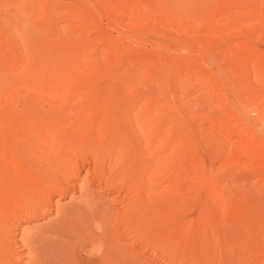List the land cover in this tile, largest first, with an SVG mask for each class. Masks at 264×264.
Segmentation results:
<instances>
[{"label": "rangeland", "instance_id": "obj_1", "mask_svg": "<svg viewBox=\"0 0 264 264\" xmlns=\"http://www.w3.org/2000/svg\"><path fill=\"white\" fill-rule=\"evenodd\" d=\"M134 81L154 85L163 116L170 115L168 107L174 110L172 131L182 137L176 149L187 142L189 150L183 160L175 150L169 154L174 162L145 176L144 181L151 186L153 179L157 188H144L146 208L134 215L126 208L132 195L102 185L103 179L92 181L95 172L85 163L76 180H57L59 175H54V182L71 188L82 186L88 171L90 190L112 210L93 222L94 232L104 241H80L70 264H264V0H0V168L11 175L20 169L3 143L20 137V128L28 124L41 126L39 110L60 116V111L81 106L114 109L118 99L90 98L86 87ZM131 92L119 97L126 109L141 100L132 99ZM9 106L11 110L1 111ZM136 108L129 111L131 117ZM127 122L128 126L120 124L124 132L130 126ZM112 124L106 119L101 129L107 132ZM150 132L145 133L149 141ZM161 140L158 144L163 146L158 147L163 151ZM35 148L29 160L37 155L42 161L44 151ZM92 149L86 141L71 147L67 151L71 166L93 157ZM82 198L76 193L50 201L56 211ZM7 205L0 220L9 249L0 263L29 264L26 233L56 216L30 221L32 206L20 205L17 211ZM127 213L130 222L122 220ZM205 213L213 220L211 216L218 214V224ZM213 225L221 228L218 237ZM39 235L46 234H33Z\"/></svg>", "mask_w": 264, "mask_h": 264}, {"label": "bare ground", "instance_id": "obj_2", "mask_svg": "<svg viewBox=\"0 0 264 264\" xmlns=\"http://www.w3.org/2000/svg\"><path fill=\"white\" fill-rule=\"evenodd\" d=\"M92 86L93 87H88V86L86 87L89 89L86 92L90 98L95 97L96 95L97 97L108 96L112 99L116 98L118 99V101L115 104L116 105L115 108L108 110L105 109L100 111L98 109L86 108L85 106H81L78 108L76 107L77 109L74 108L76 110L62 109L64 112L60 111V113L62 114L60 116L52 115L46 110H39L38 118L39 120H42L41 126L37 127V125L28 124L26 127L20 128L21 131L20 137H15L14 139L11 140L10 143H6L5 141H3L5 142L3 143L5 144L4 145L5 153H7L9 156L12 157L11 161L12 163H14L13 165L14 166L21 165V167L18 171L16 170L15 172H13L14 174L12 175L8 174L7 171H4L3 169L0 168V214H1L0 218H2V214L4 213L3 211L6 210L4 204L7 205L9 203H10V208L12 207L13 210H17V211H19V209L22 208L20 205L22 206L26 205V207L32 206V212L28 215V220L30 221H39L40 219L44 220L47 218V216L51 215L52 213H54L56 216V219L54 221L49 222L46 225L43 224L42 226H38L37 228L32 229L29 234L26 233L24 241L26 247L29 250V254L31 255L29 264H70V258L72 257V254L75 253L76 246L80 241L86 239H98V240L102 239V241H104L103 239L104 237H101L100 234L97 235L94 232L95 227L93 222L98 218H105L112 214V210L110 209L109 206L110 204L108 203L103 204L102 202L100 204L99 203L100 196L97 193H94L90 190L88 186V179H89L88 171L86 172L87 176L84 178L83 185L79 187L71 186V188H64L61 182L59 183L54 182L52 179V177L54 178V175L57 174L59 175L57 180L68 177H71L73 178V180H76L78 177L76 173H79L80 166L83 167V164L85 163L86 166L91 167L95 172V176L94 178H92V181L99 182V179H103L102 182L104 183L102 185L112 187L114 188V190L115 189H117L118 191L122 190L125 192V194L132 195L131 196L132 200L130 201L131 203L129 204V206L127 205L128 207L126 208L127 211L130 212V214L134 215L139 212L138 210L141 209L140 207L145 206L146 208V205H144L146 204L145 199L142 202V198H143L142 192L144 188L151 187L152 190L157 188V184L156 182L153 181V179L151 180V186H149V184L144 181L145 176H147V174H151L152 176L156 175L157 171H159L157 169L160 168V166L162 165L166 166L167 163L173 161V159L169 157V154H172L175 150H177L176 143L178 140H181L180 138H182L181 136H176V134H174L172 131L173 129H175V125H176V115L174 113V110H171L169 107L167 109V107L165 106V108L167 109L166 112L168 111V114L170 115L168 116L164 114L163 116V113H165V111H161L160 98L158 96L156 88L151 82L134 81L128 84H126L125 82H117L114 84H109V83H103L101 85L94 84ZM128 91H132L131 93H129L132 96V99L136 100L138 98L141 100L138 103L131 102L130 105L132 107L130 108L128 107V109H126L127 106L124 108V105H121L119 101V97L125 98V95L129 96ZM137 104H139L137 107L138 108L137 113H135L134 117H131L132 113L129 111L132 110L135 111L134 109L136 108ZM22 105H24V103L21 104L20 106L22 107ZM127 105L129 104L127 103ZM10 107L11 106L3 108L1 109V111L5 112ZM165 108L163 107V109ZM15 111L14 114L17 113L18 110L16 112ZM73 114L76 115L74 116L76 118L75 120H71V118L73 119ZM86 116L88 118H86ZM106 119L111 120L114 123L112 124V127L110 129H107V132L101 129V124L104 121H106ZM119 120L120 121L122 120L124 122L123 126L125 125L128 126L127 121H129L130 126H132L131 129L135 128V130L134 131L133 130L131 131V129L129 130L128 129L130 127L129 126L127 128L128 130L126 129V132L122 131V129L124 130L125 127L123 128V126L121 125L122 128H120V124L122 121L119 123L118 126ZM64 125H68V126L64 128L60 127ZM86 128L88 130H86ZM148 129H150L152 133ZM147 131H149L151 134V136L149 137L151 141L147 140L145 136V133H147ZM99 134H101L100 137H98ZM95 136H97L99 140H97ZM160 138L163 140H161ZM158 139L164 141L163 143L166 148V151H164L165 148L163 150L164 152L162 150H159L161 148H159L158 146L161 147V145L163 146V144L162 143L161 145L158 144L159 143ZM2 140H4V138ZM79 141H86L89 146L94 148L92 149L94 150L92 151L94 156L87 158L83 163L76 162L74 165L71 166L68 159L69 153L67 151L71 149V147L73 148L75 144H77ZM114 141L117 142L118 144L117 146L112 145ZM7 142H9V140H7ZM109 145H111L112 147H110ZM142 145H144V149L146 147L149 150L144 151ZM2 146L0 149H2ZM187 147H189L188 143L182 142L180 144V149H178L176 153L180 155L181 158L183 156L185 158V154H187L189 150L186 149ZM33 148L41 149L44 151L45 156H43L42 161L36 160L38 158L37 155L33 156V158L29 160L30 153L31 152L33 153ZM141 148L143 149V151L141 150ZM147 152H150V154H147ZM46 160L48 161L46 162ZM182 160L180 161L182 162ZM184 167H186V165H184ZM186 169L188 168H185V170ZM50 170L51 171L53 170V173L49 174ZM106 170H108L109 175H106L107 174ZM75 175L77 176L76 179H75ZM113 179H115L116 181L118 180L119 184L117 185L116 182V184L113 186L111 184L114 183ZM154 179L156 180V178ZM171 180H168V182H171ZM172 185L175 186L174 184ZM171 188L174 189L172 186ZM76 193H79L80 196L83 197L82 200L76 202L73 201L72 204L69 206L70 208L59 207L57 208L56 211H53L50 201L52 200L53 197L58 195L62 199H65L74 196ZM163 193H167V192H163ZM160 194L162 195V192H160ZM153 200L155 199L153 198ZM146 201H152V200L147 199ZM157 202H158V206L159 204L161 205L159 199L157 200ZM153 203H155L154 206H156V202L154 201ZM10 208L8 209V211H10ZM145 208L143 210H145ZM214 213L216 212L214 211ZM130 214L127 213L122 220L124 221L126 219L127 222H130L129 219ZM206 214L208 213H205V216ZM216 215L218 214L211 216L214 218V220L210 219L209 215L206 216L205 218L209 217L208 219H210V221L213 220V222L216 223L215 220ZM112 216L114 218V215ZM202 217L204 219L203 215L201 216V218ZM218 217H217V221L219 219ZM143 218L145 219V217ZM150 219L152 220L151 217L149 218V221ZM139 220L141 221L140 218ZM185 220L183 221L184 223H186ZM198 220L200 219H197V221ZM1 221L2 220H0V256L3 255L7 249H9V245L6 244L7 237L2 226L3 223H1ZM207 222L209 223V221L208 220L206 221L207 226L211 224V223L208 224ZM218 222L220 224V221ZM204 223L205 221H203V225ZM228 223L231 224V222ZM156 224L157 223H155V225ZM217 224L218 223H216V225ZM204 227L202 228L200 227V228L204 230ZM208 227L205 228L209 230ZM217 227L220 226H215L214 228ZM212 228L213 227L211 226V229ZM211 229L209 230L210 234L212 233ZM220 229L221 228H219V230ZM219 230L218 228L213 230L214 231L213 234L216 237L219 236L217 235L216 232ZM37 233L39 234L45 233L46 235L44 236L39 235L38 238L34 237L33 234L37 236ZM225 233L226 232L222 234ZM201 234L203 235V233ZM226 234L229 236H233V234H229V233ZM33 238L39 239V241H41L42 243L38 245L36 241L33 240ZM97 242H101V241H97ZM186 242H190V241L188 240ZM203 242H205V240ZM183 245H186V243ZM189 246L191 247L192 244ZM202 247L204 248V244ZM119 252L121 251L119 250ZM113 257L110 258L113 259Z\"/></svg>", "mask_w": 264, "mask_h": 264}]
</instances>
